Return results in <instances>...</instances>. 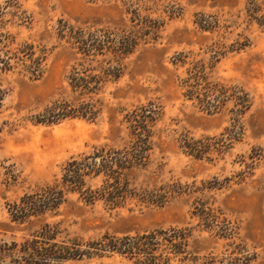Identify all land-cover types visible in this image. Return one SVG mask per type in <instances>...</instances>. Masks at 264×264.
Listing matches in <instances>:
<instances>
[{
  "label": "rangeland",
  "instance_id": "1",
  "mask_svg": "<svg viewBox=\"0 0 264 264\" xmlns=\"http://www.w3.org/2000/svg\"><path fill=\"white\" fill-rule=\"evenodd\" d=\"M60 20L139 37L123 60L121 78L105 87L95 122H32L52 101L69 95L68 77L82 57L57 34ZM0 32L14 40L13 49L28 42L47 54L40 80H31L15 62L0 73V243L23 242L47 222L61 223L71 237L85 240L191 227L189 254L172 264H264V159L252 168L244 163H250L253 148L264 149V0H0ZM197 67L210 82L242 88L251 108L237 117L233 100L209 111L187 98L184 81ZM149 102L160 113L150 167L137 181L151 177L158 184L194 185L191 193L164 207L130 201L118 208L70 195L57 213L12 221L9 204L53 182L72 156L122 146L129 135L126 114ZM235 118L243 135L222 155L200 160L185 153V136L227 135ZM213 183L216 188H206ZM200 198L232 222L233 235L221 237L200 222L194 215ZM63 264L136 260L115 254Z\"/></svg>",
  "mask_w": 264,
  "mask_h": 264
},
{
  "label": "trees",
  "instance_id": "2",
  "mask_svg": "<svg viewBox=\"0 0 264 264\" xmlns=\"http://www.w3.org/2000/svg\"><path fill=\"white\" fill-rule=\"evenodd\" d=\"M57 34L82 57L68 77L69 95L52 101L33 116L32 122L46 126L73 119L95 122L103 112L105 87L121 78L123 60L135 51L139 37L134 31L77 28L63 20L59 21ZM13 44L9 35L0 32V73L10 70L15 62L31 80H40L45 74V49L28 42L13 49ZM203 72L199 67L194 68L184 81L187 98L197 100L209 111L218 110L228 100H233L237 117L251 108L250 96L242 88L210 82ZM159 113L160 107L154 102L128 112L124 122L129 135L122 146L103 145L92 152L72 156L53 182L9 204L12 221L23 224L32 218L57 213L70 195H77L88 205L102 201L118 208L130 201L164 207L171 200L191 193L194 185L158 184L151 177L137 181L141 173L148 172L151 164ZM234 123L227 129L229 133L220 137L194 139L185 136L182 148L196 159L212 160V155H222L233 141L241 139L243 132L239 120L235 118ZM248 159L250 163H244L252 168L257 160L264 159V149L253 148ZM215 186L216 183L208 184L206 188L214 189ZM196 205L194 215L207 229H213L224 238L235 233L232 222L219 209L208 206L202 198L196 200ZM192 235L191 227H170L136 235L106 234L100 239L85 240L71 237L61 223L47 222L23 242L0 243V264H63L115 254L134 259L136 264H172L179 256L186 259Z\"/></svg>",
  "mask_w": 264,
  "mask_h": 264
}]
</instances>
